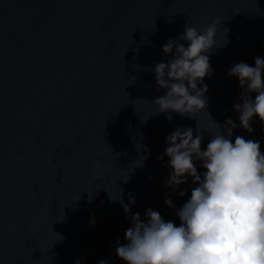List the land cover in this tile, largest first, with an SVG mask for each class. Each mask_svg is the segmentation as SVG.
I'll list each match as a JSON object with an SVG mask.
<instances>
[{
	"label": "water",
	"instance_id": "water-1",
	"mask_svg": "<svg viewBox=\"0 0 264 264\" xmlns=\"http://www.w3.org/2000/svg\"><path fill=\"white\" fill-rule=\"evenodd\" d=\"M214 18L217 44L228 43L209 54L206 111L157 112L166 89L154 68L172 58L163 45ZM256 56L264 0H0V264H125L116 247L131 214L152 208L179 226L165 198L182 207L192 180L185 197L167 186L166 137L181 127L195 136L199 123L206 150L213 120L239 125L243 89L228 73ZM251 123L233 143L242 136L264 152V122Z\"/></svg>",
	"mask_w": 264,
	"mask_h": 264
},
{
	"label": "clouds",
	"instance_id": "clouds-1",
	"mask_svg": "<svg viewBox=\"0 0 264 264\" xmlns=\"http://www.w3.org/2000/svg\"><path fill=\"white\" fill-rule=\"evenodd\" d=\"M218 23L214 18L202 30L187 23L181 36L163 45L164 53L172 58L154 68L157 90L166 89L153 102L157 112L183 117L206 111L208 86L203 81L214 71L209 54L219 46ZM254 60L255 66L240 62L228 73L238 78L243 89L242 102L234 104L239 125L231 118L223 125L213 120L217 131L210 134L206 150L202 142L208 130L200 129L199 123L195 136L193 128L181 127L166 137L164 155L171 169L167 186L185 197L187 191L180 189L191 178V196L180 208L165 198V204L175 209L179 226L152 208L146 209L144 219L138 212L131 214V226L125 231L127 243L116 247L125 264H264V152L258 141L242 136H236L233 143L234 129L242 127L252 133L254 117L264 122V57ZM167 118L172 120L171 115ZM164 155L158 159L163 161ZM197 162L205 169L203 173ZM135 203L130 199L123 204L126 215Z\"/></svg>",
	"mask_w": 264,
	"mask_h": 264
}]
</instances>
